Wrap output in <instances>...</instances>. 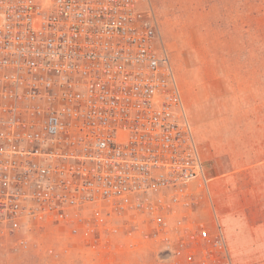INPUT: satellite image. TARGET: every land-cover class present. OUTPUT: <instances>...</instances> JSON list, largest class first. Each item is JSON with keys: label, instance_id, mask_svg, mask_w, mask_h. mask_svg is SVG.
Masks as SVG:
<instances>
[{"label": "built area", "instance_id": "2783aa9c", "mask_svg": "<svg viewBox=\"0 0 264 264\" xmlns=\"http://www.w3.org/2000/svg\"><path fill=\"white\" fill-rule=\"evenodd\" d=\"M211 180L152 0H0V253L233 264Z\"/></svg>", "mask_w": 264, "mask_h": 264}, {"label": "rangeland", "instance_id": "374dc122", "mask_svg": "<svg viewBox=\"0 0 264 264\" xmlns=\"http://www.w3.org/2000/svg\"><path fill=\"white\" fill-rule=\"evenodd\" d=\"M152 3L158 19V48L164 46L170 56L217 201L221 197L232 205H252L249 198L254 192L260 200H253V205H264L260 193L264 188V0ZM218 205L223 204L218 201ZM244 211L234 219L242 231ZM257 213V219L264 214ZM227 223L228 219H220L233 264H264V242L229 239ZM50 247H67L69 253L54 259L47 254ZM0 264L93 261L78 241L70 243L49 230L34 235L27 250L0 253Z\"/></svg>", "mask_w": 264, "mask_h": 264}, {"label": "crops", "instance_id": "0c3cea01", "mask_svg": "<svg viewBox=\"0 0 264 264\" xmlns=\"http://www.w3.org/2000/svg\"><path fill=\"white\" fill-rule=\"evenodd\" d=\"M263 144H264V141H263ZM262 175L264 176V171L262 172ZM211 189H212V185H211ZM260 191H261L260 192L261 195L264 196V188L261 187ZM253 193L251 194V198H249L251 200L252 205H232L230 201H227V200L224 201V199H221V197L218 198V201H219V204L222 203L223 205H218L217 198L215 197V193L212 189L214 207L218 214L219 220L228 219V223H227L228 226L226 229V233L228 234L229 239L232 237L235 239V241L244 240L246 242L247 241L248 242H257V241L264 242V214H262V217L260 219L256 218L260 216V214L257 213L258 210H262L264 213V205H253V200H256V201L260 200V197L259 199H257L255 194ZM262 199L264 201V198ZM242 209L243 211L245 210L244 218L246 219V227L245 229H243V231L240 229L241 224H238L234 220L240 216ZM232 220H234L235 222H233ZM247 220H251V221L248 222ZM249 253L250 252L248 251V253H246L245 255H248ZM251 254H252V257H255L256 255L254 251H251Z\"/></svg>", "mask_w": 264, "mask_h": 264}]
</instances>
